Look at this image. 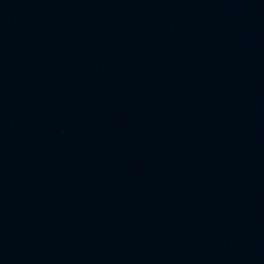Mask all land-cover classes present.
Wrapping results in <instances>:
<instances>
[{
  "label": "water",
  "instance_id": "1",
  "mask_svg": "<svg viewBox=\"0 0 264 264\" xmlns=\"http://www.w3.org/2000/svg\"><path fill=\"white\" fill-rule=\"evenodd\" d=\"M0 264H264V0H0Z\"/></svg>",
  "mask_w": 264,
  "mask_h": 264
}]
</instances>
